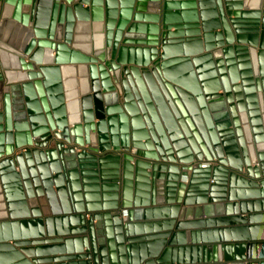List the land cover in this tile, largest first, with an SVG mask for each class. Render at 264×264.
Wrapping results in <instances>:
<instances>
[{
	"label": "water",
	"instance_id": "obj_1",
	"mask_svg": "<svg viewBox=\"0 0 264 264\" xmlns=\"http://www.w3.org/2000/svg\"><path fill=\"white\" fill-rule=\"evenodd\" d=\"M0 65V264H264L182 231L264 208V0H0Z\"/></svg>",
	"mask_w": 264,
	"mask_h": 264
},
{
	"label": "crops",
	"instance_id": "obj_2",
	"mask_svg": "<svg viewBox=\"0 0 264 264\" xmlns=\"http://www.w3.org/2000/svg\"><path fill=\"white\" fill-rule=\"evenodd\" d=\"M1 66V65H0ZM76 151H78V149H76ZM241 175H243L241 173ZM181 181H184L183 179H181ZM185 183H187L185 181ZM239 205L237 207V213L235 212H231L229 213L226 209H224L223 211L221 212H217L215 214H208L206 212H203L202 214V217H201V220L202 221H206L208 219H213V220H220L221 222V225L223 226H203V227H197L195 226L194 224L192 225V223H195L197 222V217L194 216H191L187 219H185L183 222L185 223H189L188 226H186L182 231L183 232H190V231H194V230H197V229H200V230H207V229H222L224 227V225H228L227 227H232V226H236L238 225L236 222H230L229 219L233 218V217H247L249 214L253 213V214H257V215H261V214H264V208L261 207L260 210L258 211H254L252 210L251 207H249V205H240V200L238 201ZM183 206V204H181ZM198 206L197 204H195L193 207H196ZM165 219L164 218H151L149 220H141V222H152V223H163L162 221H164ZM166 220H169L172 222L171 224V227L166 230V228L163 226V224H161L159 227L156 226L155 230L152 232L153 234H161V233H165V231H168L169 233H175L176 232V226L179 222V217H168L166 218ZM240 225L242 226H256V225H264V218H260L258 220H255V221H251V220H247L245 225L244 223H240ZM251 239V238H249ZM170 240V239H169ZM171 241V240H170ZM168 242L165 247H168L169 245L170 246H174V247H196V246H203V245H216L218 243H225L227 242V240L223 237L221 238H218V239H204L203 238H200L198 241H196L195 239H193L192 236H189V235H185L183 237V239L181 241H179V239L175 240V242L171 243V242ZM247 241H255V242H264V234H262V236H257L254 240H248L247 238H244V240H230V243H240V242H247ZM195 254L192 253V252H188V253H185V261H187L188 263H194V264H199V260H197V258H195ZM204 263V262H202ZM207 264H212L214 263L213 260H207L206 262Z\"/></svg>",
	"mask_w": 264,
	"mask_h": 264
},
{
	"label": "bare ground",
	"instance_id": "obj_3",
	"mask_svg": "<svg viewBox=\"0 0 264 264\" xmlns=\"http://www.w3.org/2000/svg\"><path fill=\"white\" fill-rule=\"evenodd\" d=\"M133 149L130 151V154L132 155V153H133ZM202 162V165L203 166H205V167H208V166H215V165H219V161H218V159L217 158H214V159H212V160H207V159H203V160H201ZM203 161L205 162V163H203ZM188 165H191V166H195L196 165V159L192 162V163H190V164H188ZM241 176H244V175H241ZM184 264H194V263H188L187 261L184 263ZM201 264H204V263H201ZM213 264V263H212Z\"/></svg>",
	"mask_w": 264,
	"mask_h": 264
},
{
	"label": "built area",
	"instance_id": "obj_4",
	"mask_svg": "<svg viewBox=\"0 0 264 264\" xmlns=\"http://www.w3.org/2000/svg\"><path fill=\"white\" fill-rule=\"evenodd\" d=\"M78 151H79V150H78ZM197 163H199V162L196 161V164H197ZM203 163H205V162L203 161Z\"/></svg>",
	"mask_w": 264,
	"mask_h": 264
}]
</instances>
